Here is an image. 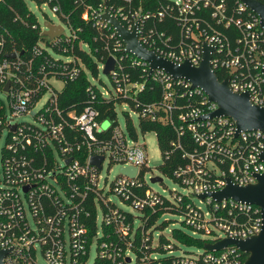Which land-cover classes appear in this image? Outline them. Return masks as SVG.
I'll use <instances>...</instances> for the list:
<instances>
[{"label":"built area","instance_id":"2783aa9c","mask_svg":"<svg viewBox=\"0 0 264 264\" xmlns=\"http://www.w3.org/2000/svg\"><path fill=\"white\" fill-rule=\"evenodd\" d=\"M40 1L60 20L59 24L49 23L63 28L51 39L44 35V26L40 34L55 43L72 42L76 21L63 11L59 0ZM122 1L111 9L105 0L74 2L75 9L82 8L83 20L113 40L97 68L103 70L107 58L114 59L108 74L114 92L100 90L106 100L123 99L115 102L114 120L100 118V111L91 103L79 111L61 106L65 82L84 68L80 60L69 55L60 63L59 73L48 74L41 65L35 74L33 60L47 63L51 47L37 42L31 48V59L25 61L20 52L4 49L0 26V138L5 134L0 149V251H7L2 264H38V253L45 264H86L92 254L90 264H163L162 256H171L172 264H243L247 254L234 245L210 251L204 244L258 234L260 207L231 197L218 201L210 194L221 191L228 181L240 187L257 182V175L264 172L260 157L264 132L237 133L231 117L209 116L217 104L209 101L202 89L192 88L187 80L173 79L160 68L148 74V62L127 52L115 28L99 16L107 8L128 31L136 28L143 46L176 64L188 60L198 66L203 44L213 47L211 68L216 74L224 72L223 79L228 78L233 92H247L250 102L259 106L264 105V26L240 0L234 6L226 0H166L175 11L179 28L173 44L164 31L144 28L150 17L153 21L163 19V4L150 11L141 5L132 8L131 0ZM82 46L87 50V43ZM67 60L77 62L78 67L69 69ZM129 69L140 70L142 77L133 79ZM54 80L62 86L57 88ZM154 86L160 89V97L145 101L142 94L147 88L154 91ZM122 105L137 115L138 130L140 120L170 129L173 136L168 149H159L161 176L148 177L151 183H163L165 176L180 185L182 192L170 189L163 195L148 185L146 145L136 140L137 129L129 114L124 126L119 124L116 108ZM27 115L32 119L23 120ZM106 121L109 124L103 127ZM94 155L103 156L100 168L90 162ZM106 160L119 166L108 187L106 181L101 184ZM168 160L171 165L164 172ZM121 167H134L136 172L129 176L120 172ZM156 177L161 181H152ZM203 194L206 196L201 198ZM114 197L129 210L121 208ZM154 214L159 215L155 224L177 222L191 235H200L204 240L201 251L173 256L176 227L158 230L149 226ZM161 236L169 242L162 244L165 253L156 250Z\"/></svg>","mask_w":264,"mask_h":264},{"label":"trees","instance_id":"16d2710c","mask_svg":"<svg viewBox=\"0 0 264 264\" xmlns=\"http://www.w3.org/2000/svg\"><path fill=\"white\" fill-rule=\"evenodd\" d=\"M60 6L63 11L69 15V17L76 21L75 38L72 42L62 41L55 43V41L47 40L40 34V25L34 16L33 12L29 9L26 0H0V26L3 28V34L5 38L4 49L16 50L21 53V57L25 61L31 59V48L39 41L44 42L47 46L51 47L52 52L56 56H53L48 52V62H42V59H34L33 67L35 74L37 69L41 65L45 67V71L48 74L59 73L60 63L65 60L66 56H73L75 60H80L84 68H80L78 75L73 80H67L60 93V104L65 109L81 110L82 107L88 103L94 104L100 111V118H109L114 120L116 118L115 102H122L121 96H117V100L104 99L100 94V88L95 86L89 80L90 76H96L98 74L97 63L102 62L107 57L106 46H111L113 40L106 36L104 32L100 33V30L92 25V22H87L82 19V8H76L75 0H59ZM85 4H96L101 0H82ZM264 1V0H262ZM41 4L42 1L37 0ZM229 6L236 5L237 0H226ZM105 3L111 9L116 4H123L122 0H105ZM166 8L165 15L162 20H154L152 17L145 21L144 28L148 29L155 27L159 31H164L165 34L170 35L172 43L178 40L179 28L176 23L175 11L172 10L166 0H131V7L143 6L146 10H156L160 5ZM167 5H169L167 7ZM77 27V28H76ZM102 34V35H101ZM87 43L88 48H84L82 44ZM69 69H72L75 65L78 67L77 62L72 63L71 60H67ZM129 73L132 78L139 80L142 77L143 72L140 70L129 69ZM21 74V73H20ZM42 74V73H41ZM219 80H222L225 76L224 72L217 71ZM110 77V76H109ZM92 87L93 94H90L88 90ZM93 97V98H92ZM160 97V89L154 86V91H149L148 88L142 94V98L145 101L150 102ZM131 105V103H130ZM139 130L142 134L147 132H156L157 143L160 150L168 149V140L172 138L173 134L169 128L161 123L149 122L146 120H140ZM171 163L166 161L163 171H167ZM166 166V167H165ZM164 211V210H162ZM158 214H154L150 217L148 225H155L158 230H163L168 227L169 222L161 220L155 224V220ZM172 238L174 241L181 242L187 246L201 247L204 243L202 238H196L186 233L183 228H174L172 232ZM169 243L167 238L161 236L160 245L157 247V251L165 253L162 244ZM175 249H179L177 244L173 242ZM173 256H177L173 254ZM163 264H172L171 256H162Z\"/></svg>","mask_w":264,"mask_h":264},{"label":"water","instance_id":"95a60500","mask_svg":"<svg viewBox=\"0 0 264 264\" xmlns=\"http://www.w3.org/2000/svg\"><path fill=\"white\" fill-rule=\"evenodd\" d=\"M247 9L256 14L260 19L261 26H264V1L262 0H240ZM101 20L108 22L117 35L125 44L127 52L145 60L149 64V72L160 68L170 74L173 79H184L191 83L192 88H200L208 96L209 101L217 104V109L209 114L212 116H229L237 127V133L240 130H260L264 132V105L252 104L247 92H233L228 85V78L219 80L216 72L211 68V53L214 48L203 44L202 61L198 66H192L188 60L176 64L157 55L152 49L143 46L138 38L136 28L128 31L118 18L112 16L106 8L104 13L99 16ZM44 35L53 38L63 32L61 26L52 25L49 22L44 23ZM13 54H10L12 56ZM114 68V59L107 58L102 72L108 75ZM264 74V66L262 69ZM8 84L5 89H7ZM264 162V151L260 155ZM103 156H92L91 164L100 168V162ZM120 172L129 176H134L136 169L134 167H121ZM161 181V178H153L152 181ZM213 198L220 201L222 198L231 197L235 200L255 204L260 207L262 216L261 231L245 239L225 238L215 243H205L207 250H221L228 245H234L240 251L247 254L243 264H264V172L257 175V182L247 186L233 185L228 181L227 185L216 193L210 194ZM206 194L201 195V198ZM7 251H0V264Z\"/></svg>","mask_w":264,"mask_h":264},{"label":"rangeland","instance_id":"374dc122","mask_svg":"<svg viewBox=\"0 0 264 264\" xmlns=\"http://www.w3.org/2000/svg\"><path fill=\"white\" fill-rule=\"evenodd\" d=\"M26 3L28 5L29 9L33 12L34 16L36 17V19H37V21L41 27L44 26L45 21L49 22V20H51L55 24L60 23L59 18L51 11V9L49 8L48 5H44L42 3L40 4L36 0H26ZM65 31L67 32V28L65 29ZM50 53L53 56H56L54 52L50 51ZM89 80L91 81L92 84H94L95 86H97L100 89L107 90V91L110 90L111 92H114V88H113L112 81H111L110 77L108 75L104 74L102 72L101 68L98 70V74L96 76H90ZM53 83L57 88H60L62 86V83L60 81L54 80ZM39 105L40 104H38L34 110H36L39 107ZM116 110H117V120L122 127L124 126V124L126 122V116L129 114L132 121H133L135 128L137 129L138 118L132 109H130L128 106L122 105L121 107L117 106ZM22 119L29 121L32 118L30 115H27V116H24ZM108 124H109V122H107V121L104 122L103 127H107ZM136 140L139 143H145L146 149L148 152L147 159H148V166L150 167V170L145 175V179H146V182L148 183V185L152 189L158 191L159 193H161L163 195H168L170 189H174V190H177L179 192H182L183 189L180 185H178L174 181L170 180L169 178H166L165 176H162L163 183H151L149 181V177H148L149 174H153L155 176H161V173L158 171L157 166L161 164L162 156H161L160 150H159L158 145H157L156 135L153 132H147L145 134H142L137 129ZM4 141H5V134H3L2 137L0 138V149L2 148V146L4 144ZM118 171H119V166L117 164L109 165L108 161L106 160L104 162V164L102 166V170H101V176H102L101 184H104V182L106 181L105 187H108L110 182L113 181V179L118 175ZM114 200L118 203V205L121 208H123L124 210H129V207L124 205V204H121L118 198L114 197ZM194 201L199 206H201V207L204 206L202 203H199V201L197 199ZM176 219H180L179 216H177ZM172 227L183 228V230L186 233L191 235V231L189 229L182 227L177 222H175L174 225H169L167 228H172ZM165 233L168 234L167 229L165 230ZM192 236L196 237V238H198V237L200 238V235H198V234H195ZM175 243L179 247V249H177L175 251V255H177V256L182 255L186 251H191L192 253H198L197 251H201L200 247H198V246H187L186 244H183V243L177 242V241ZM92 258H93V254L91 255L88 262H86V264H90ZM37 260H38V264H45L44 258L40 253H38V255H37Z\"/></svg>","mask_w":264,"mask_h":264}]
</instances>
